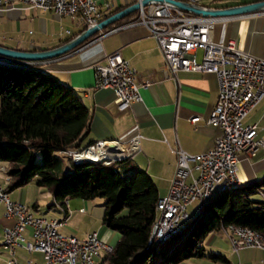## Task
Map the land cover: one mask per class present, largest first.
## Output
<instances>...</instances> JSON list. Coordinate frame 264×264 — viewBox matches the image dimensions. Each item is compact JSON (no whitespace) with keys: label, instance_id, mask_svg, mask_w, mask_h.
Returning <instances> with one entry per match:
<instances>
[{"label":"crops","instance_id":"obj_1","mask_svg":"<svg viewBox=\"0 0 264 264\" xmlns=\"http://www.w3.org/2000/svg\"><path fill=\"white\" fill-rule=\"evenodd\" d=\"M93 1L99 8L102 19H105L138 0ZM1 15H5L9 23L15 24L17 37L8 40L10 48L16 50L53 49L67 43L86 28L82 23L73 22L66 16L60 17L22 4H15L12 9L1 12ZM133 18L136 19V14ZM133 20L112 24L108 29L100 30L71 51L39 62L34 71L49 75L61 85L73 89L88 107L89 130L84 135L81 146L85 147L97 140L118 141L122 151L133 154L118 169L130 172L138 168L145 171L153 180L161 200L167 194L175 172L174 150L179 147L187 153L200 154L212 145L218 133L216 128L207 123L217 99L218 83L216 76L209 73L180 71L174 78L164 77L165 65L156 41L142 26L124 27ZM20 29L22 32H19ZM212 39L223 45L232 42L236 50L264 60V12L224 17L215 24ZM113 52H119L136 69L138 83L150 80L148 87L139 89L141 100L124 111L117 110L110 89L94 88L95 65L101 64L104 56ZM194 54L199 62L202 51L196 50ZM191 118H196L195 122H190ZM242 123L244 126L256 124L260 127L258 136L264 142V97L247 113ZM135 136H138V151L137 144L130 140ZM56 155L63 156L64 153ZM129 157L131 156L126 158ZM69 167V163H65V170ZM0 168L7 166L0 162ZM1 174L0 172V181L7 182V187L0 185L11 201L25 205L35 217L64 218L63 225L58 229L61 234L84 239L88 233L96 232L98 238L109 245L113 246L117 241V233L103 226V212L99 210V213H95V205L84 200L69 202L68 199V210L64 214L62 210L66 207V202L63 206L56 203L49 190L35 183L36 189L32 191L28 187L31 182L8 190L11 181ZM237 175V186L240 189L262 181L264 148L259 150L255 158L242 159L238 164ZM260 191L250 193V197L264 202V185ZM32 193L34 196H31ZM4 212V205L0 203V241L3 229L14 223L13 219L4 216ZM23 237L26 241H32L31 229H26ZM227 256H224L226 262L210 264H264V250L261 249H241L237 253L231 250ZM104 257L101 254L96 261L100 263ZM9 259L8 250L0 244V264H8ZM13 260L17 264L43 262L41 253H27L22 249L15 251ZM179 264L207 263L183 261Z\"/></svg>","mask_w":264,"mask_h":264},{"label":"built area","instance_id":"obj_2","mask_svg":"<svg viewBox=\"0 0 264 264\" xmlns=\"http://www.w3.org/2000/svg\"><path fill=\"white\" fill-rule=\"evenodd\" d=\"M200 2L195 0L190 4L201 6ZM15 4L66 16L86 28L102 20L93 0H0V13L12 9ZM221 19L191 15L166 4L152 3L137 10L136 19L124 26H142L156 41L165 65L164 77L174 78L180 71L209 73L216 76L218 83L217 99L207 119L218 133L212 145L200 154L193 155L179 147L174 150L175 172L167 194L157 208L154 241L179 231L188 207L197 208L202 204V198L218 186L239 181V162L255 158L264 148V142L258 136L261 128L256 124L244 126L242 123L247 113L264 97V60L236 50L232 42L227 45L215 43L212 32ZM196 50L202 51L199 62L195 59ZM0 60L13 62L2 57ZM136 77V69L119 52H113L105 55L101 64L95 65L94 88L110 89L117 110L124 111L141 100L139 89L150 85V80L138 83ZM195 120L191 118L190 122ZM130 140L137 144L138 151V136ZM99 141L71 152L76 159L99 156ZM113 150H110L109 157L113 156ZM116 152L120 158L133 155ZM0 171L5 172V169L0 168ZM0 203L4 205L5 216L14 219V224L3 230L2 244L10 255L8 264H14L12 254L17 249L41 253L43 264H100L96 259L101 254L108 255L113 249L102 243L96 232L88 233L83 240L61 234L58 229L64 223L62 218L34 217L25 205L11 201L1 186ZM79 211L83 212V209ZM28 228L32 230L31 242L22 237V232ZM224 234L233 252L259 249L251 229L228 226Z\"/></svg>","mask_w":264,"mask_h":264},{"label":"trees","instance_id":"obj_3","mask_svg":"<svg viewBox=\"0 0 264 264\" xmlns=\"http://www.w3.org/2000/svg\"><path fill=\"white\" fill-rule=\"evenodd\" d=\"M258 1L263 0L204 6L227 8ZM135 14L114 24L133 20ZM25 72L28 74L21 73L16 66H0V162L8 168L7 177L11 181L8 190L23 187L37 178L36 185L53 193L58 204L66 197L102 198L105 201L102 224L119 238L113 252L100 264H179L203 258L208 234L228 225L251 229L264 237V202L250 197V193L260 191L263 179L246 189L237 186L213 197L205 211L178 235L182 236L178 244L161 247L159 252L152 245L150 248L149 238L160 200L151 177L138 168L130 172L118 169L127 160L108 168L72 161L74 164L70 163L65 170L63 160L56 154L69 155L83 148L81 142L89 130V109L73 89L53 77L36 71ZM124 209L127 212L121 214ZM208 257L226 262L220 254L211 253Z\"/></svg>","mask_w":264,"mask_h":264},{"label":"rangeland","instance_id":"obj_4","mask_svg":"<svg viewBox=\"0 0 264 264\" xmlns=\"http://www.w3.org/2000/svg\"><path fill=\"white\" fill-rule=\"evenodd\" d=\"M239 1L240 0H214V1H212V0H201V2H200V4H201V6L202 7H205L204 5H209V6H212V7H221V6H225V5H233V4H236V3H239ZM264 1V0H263ZM185 2V1H184ZM259 2V1H258ZM187 3V2H186ZM200 6V5H199ZM262 12H264V11H262ZM135 13H136V11H135ZM258 13H261V12H258ZM188 14V13H187ZM192 15V14H191ZM220 18H222V17H220ZM102 21V20H101ZM16 32H17V29H16V27H15V24L14 23H9L7 20H6V16L5 15H1L0 16V45H2V46H4V47H7V48H10L11 47V45H10V43H9V40H11V38H16L17 37V35H16ZM19 32H22V29H20V31ZM9 39V40H8ZM11 63V62H10ZM18 63V64H17ZM30 63H33V64H31V66H30ZM30 63H22V62H18V61H13L10 65H7V64H1V62H0V66H4V67H15L16 66V69H19L20 71H21V73H23V74H28L27 72H25V70L26 71H34V69H36V66L39 64V62H30ZM9 64V63H8ZM18 65V66H17ZM22 65H24V66H22ZM30 74V73H29ZM92 143H94V142H92ZM92 143H90V144H92ZM89 144V145H90ZM86 146H88V145H86ZM85 146V147H86ZM85 147H83V148H85ZM82 148V149H83ZM82 149H80V150H82ZM80 150H78V151H80ZM63 153V152H62ZM112 159H114V161L109 165V166H105L103 163H102V161H99V163L97 162L96 163V165L97 164H100V165H102L103 167H106V168H108V167H115V164L116 163H119V162H123L124 160H129V159H131L132 158V156L131 157H129V158H120V157H118L119 156V154L116 152V151H114L113 150V152H112ZM58 157H60L62 160H63V162H64V166H65V163H69V165H70V163H73L72 161V159L70 158V157H68L66 154H64L63 156H59V155H57ZM118 158H120V159H118ZM82 163H88V162H82ZM89 163H92V162H89ZM74 164V163H73ZM5 169V172H2V171H0L2 174V176L4 177V178H7V171H8V168H4ZM36 181H37V178H34L32 181H31V184L28 186V187H31L32 188V191L34 190V189H36V186H35V183H36ZM0 184L5 188V187H7V182H2V181H0ZM0 185V186H1ZM3 189V188H2ZM46 189V188H45ZM4 190V189H3ZM17 191V189L16 190H14L13 192H16ZM4 192L7 194V192H6V190H4ZM259 193L261 192V191H258ZM12 193V192H11ZM8 196V195H7ZM31 196H34L33 195V193H32V195ZM44 198H45V195H44ZM67 200H68V198L66 197V198H64L63 199V201H62V204H61V206H63V203H65V202H67ZM41 201H42V198H41ZM74 201H83L82 199H79V198H70L69 199V202H74ZM88 202V203H90V205H95L96 207H95V213H99L100 211L101 212H103V210H104V208H103V204H104V200L102 199V198H96V199H93V200H84V202ZM211 202V201H210ZM210 204V203H209ZM209 204H207V205H205V206H203V208L201 207V204H200V206H198L197 208H195V209H192L191 207H188V209H187V213H188V219L187 220H185L184 219V221L182 222V225L184 226V228L180 231V233L181 232H183V230L185 229V227L187 226V225H189L194 219H196L201 213H203L204 211H205V207H207ZM40 205H42V203H40ZM99 205H101V206H99ZM99 206V207H98ZM73 207V206H72ZM71 207V208H72ZM63 208V207H62ZM103 208V209H102ZM44 209H46V207L44 208ZM67 210H68V203H67V206L66 207H64L63 208V213L64 214H66L67 213ZM81 210V209H80ZM100 210V211H99ZM29 211V210H28ZM127 212V210L126 209H124L122 212H121V214H125ZM155 215H156V212H155ZM4 216H5V212H4ZM6 217V216H5ZM6 218H9V217H6ZM11 219H13V218H11ZM57 219H61V218H57ZM62 219H64V218H62ZM154 220H155V217H154ZM13 221H14V219H13ZM14 224V223H13ZM228 226H230V225H228ZM228 226H226V227H228ZM233 226H235V225H233ZM152 227H153V225H152ZM226 227H224L221 231H218V232H213V233H210V234H208V236L206 237V239H205V241H204V246H205V256L206 257H203V258H198V259H188V260H185V261H189V262H194V261H199V263L201 262V263H207V264H210V263H212V262H219V260H212V259H210L208 256H209V254L211 253V252H213L214 254H220V255H224V256H226V257H228L227 255L229 254V253H231V247H230V245H229V243H228V241H227V237H226V235L224 234V229L226 228ZM6 228H8V227H6ZM4 230V229H3ZM25 231V230H24ZM23 231V232H24ZM23 232H22V237H23ZM180 233H178L177 235H175V236H173V237H171V238H169V239H167L166 241H164L163 242V244H159V247H158V251L157 252H159L160 251V249H161V247L162 248H166V247H169V246H171V245H173V244H178L180 241H181V237L182 236H178ZM151 234H152V231H151ZM31 235H32V230H31ZM97 236H98V234H97ZM75 237V236H74ZM86 237V236H85ZM213 237H215L214 238V241H212V239H213ZM263 237V236H262ZM24 238V237H23ZM118 238H119V235L117 234V240H118ZM152 237H151V235H150V238H149V247L151 246V244H150V239H151ZM264 238V237H263ZM25 239V238H24ZM78 239V238H77ZM99 239V238H98ZM33 240V239H32ZM79 240H83V239H79ZM100 240V239H99ZM26 241V240H25ZM101 241V240H100ZM212 241V242H211ZM29 242H31V241H29ZM102 243H104V244H107V243H105V242H103V241H101ZM116 242L117 241H115L114 243H113V246L116 244ZM3 243V238H2V240L0 241V244H1V246H3L4 247V245L2 244ZM109 245V244H108ZM112 248H113V246L112 245H110ZM5 248V247H4ZM150 248H152V247H150ZM153 252H155L154 251V248L153 249H151ZM26 252V251H25ZM113 252V251H112ZM111 252V253H112ZM238 252V251H237ZM237 252H235V253H237ZM106 256V255H105ZM41 263H43V262H41ZM35 264H40V263H35Z\"/></svg>","mask_w":264,"mask_h":264},{"label":"water","instance_id":"obj_5","mask_svg":"<svg viewBox=\"0 0 264 264\" xmlns=\"http://www.w3.org/2000/svg\"><path fill=\"white\" fill-rule=\"evenodd\" d=\"M152 3L166 4L170 8L184 11L188 14L203 16V17H233L240 15L253 14L264 11V1L253 2L245 5L232 6L227 8H207L199 5H194L186 3L179 0H139L135 4L122 9L113 15L103 19L96 25H92L82 31L79 35L68 41L67 43L44 51H23L7 48L0 45V57L11 60L18 61L22 63L30 62H42L49 59L56 58L61 56L80 43L84 42L94 34L98 33L100 30L105 29L107 26H110L121 20L122 18L134 13L139 10L141 7H147Z\"/></svg>","mask_w":264,"mask_h":264},{"label":"bare ground","instance_id":"obj_6","mask_svg":"<svg viewBox=\"0 0 264 264\" xmlns=\"http://www.w3.org/2000/svg\"><path fill=\"white\" fill-rule=\"evenodd\" d=\"M187 2V3H195V0H183V2ZM1 61V60H0ZM9 63V64H8ZM12 63V62H11ZM10 62H4L3 64H11ZM18 64V63H17ZM24 66V65H22ZM31 66V64H30ZM114 149L115 151H122L121 145L118 141H99V156H95V157H84L82 159H76V156L73 155V153H70L69 155L66 154L68 157H70L71 159H73V162L75 164H80L83 161L84 162H92V163H99V161H102V163L105 166H109L111 164V160H113V157H109L110 156V150ZM126 151V150H125ZM79 156H77L78 158ZM111 166V165H110ZM237 183L238 181H235L234 184H225V185H220L218 186L216 189L213 190V192L210 195L205 196L204 198H202V204L201 207L203 208V206L207 205L210 203L211 200H213L212 198L215 197L218 194H221L223 192L229 191L235 187H237ZM161 205V200L158 201V205L157 208ZM66 206H67V202H66ZM200 206V205H199ZM35 217V216H34ZM188 213L186 214V216L184 217L185 220L188 219ZM184 220L181 221L180 226H179V231L175 232V233H171V234H166L164 235L162 238L155 240V229H156V225L158 223V211H157V217H156V222L153 228V233H152V238H151V242L150 244L152 246H154L156 249L159 247V244H163L164 241H166L167 239L177 235L178 233H180V231L184 228V226L182 225V222ZM247 229V228H244ZM253 240L255 242V245L261 249L264 250V238L255 233L253 231ZM113 251V249H111V251L109 252V254ZM12 262L14 264H17L14 260H13V254H12ZM43 264V263H41Z\"/></svg>","mask_w":264,"mask_h":264}]
</instances>
